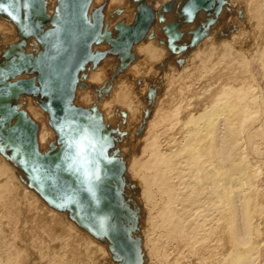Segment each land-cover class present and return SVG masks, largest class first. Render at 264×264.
Here are the masks:
<instances>
[{
	"label": "rangeland",
	"instance_id": "obj_1",
	"mask_svg": "<svg viewBox=\"0 0 264 264\" xmlns=\"http://www.w3.org/2000/svg\"><path fill=\"white\" fill-rule=\"evenodd\" d=\"M5 1L0 0V167L4 171L6 170V173L2 171L4 174L0 177V182L3 183L5 181V184L11 183L12 186L16 182L15 186L17 185V187L14 186L13 188L14 191L15 189L17 191H15L16 198L14 197V201L16 200L15 203L17 204L15 210L18 211L6 216L4 213L6 203H1L0 205V235L3 232L0 236V247L2 248L0 249V257L2 256L0 264H72V261L67 256V252L75 254V257L78 259L76 262L83 261V264H219L216 259L208 260L205 256H202L203 253L205 254L206 248L212 245L210 242L206 244L201 243L197 246L198 248H191L183 239L181 241V238L177 239L175 237L176 239L172 238L171 241L170 239L166 241L159 240L160 229L158 230L157 226H150L149 222L157 221L153 220L162 206L160 202L164 204L165 200L163 201L158 195H155L157 200H153L154 202L157 201V204H154L153 201L150 202V205L147 204L143 191L138 187L137 182L141 178V175L149 174L145 168L149 165L147 163H149L148 160L152 157L151 155L154 150L158 151L160 155L176 154L180 151L185 145L187 131L186 117L193 116L201 109H213L220 99L218 96H215L212 98L213 101L212 99L207 100L205 94L210 90V85L216 86L218 85V81L221 84V77L223 75L226 73L233 75L235 71L237 75L234 74L233 76H240V78H237L240 81L242 80L241 83L245 82L253 86L254 94L258 98L257 100L260 101L258 103L263 113L259 118L257 117V121L252 122V127L250 128L252 132L250 130L248 132L247 130L241 134L239 143L244 150H242L243 157L245 156L252 166H254L253 168L257 169H255L256 172L253 169L255 173L253 185L256 187L253 186L252 189L258 188L256 189V193H259L258 195H262L264 198V57L262 58L264 53H261L264 51V41L262 40L264 38V29H262L264 27V12L262 14L258 13L261 12L260 9L264 11V0H91L85 16L91 25L97 22L99 26L98 32L91 45V57L78 70L71 87V96L67 102V106L65 105L66 107L62 110L57 106L59 104L58 98H54L52 95L56 90L50 84L53 70L50 62L52 58L64 50V47L57 42L54 35L58 30V22L64 21L66 5L63 4V0ZM141 16L145 17L146 20H142ZM129 17H132L130 18L131 20ZM260 32L263 36L259 34ZM233 34L237 36L234 35L233 37ZM231 35L233 37H231L232 40L237 37L236 40L232 41L234 44L233 53L229 52L232 56L230 55L229 57V54L222 52L221 54L215 53L214 55L209 50L212 45L217 47ZM250 36L254 38L255 43L257 42L256 40L260 43L257 42L255 44L252 41L250 42V40H253ZM247 37L251 39L249 38V40ZM126 38L129 40H126ZM228 38L227 40H230ZM33 41L37 44L33 43ZM34 44H36V47ZM125 44L127 45L125 46ZM235 47L237 48L234 49ZM261 47L262 51H260ZM208 50L212 55L208 53ZM237 50L242 55L238 56V54V59L233 56L238 53ZM158 52L161 53L158 54ZM258 53L262 54L259 55L261 59ZM245 54L247 56H244ZM19 59L25 62L23 63L25 65L22 64L20 68L15 69L14 66H17L19 61H21ZM165 61L171 62L170 65L172 62L174 64L170 67ZM210 61H212L211 65ZM228 61L230 64L232 62V64L230 65ZM110 62L112 63L108 64ZM6 64L9 67H5ZM10 66L13 67V70L9 69L11 68ZM104 66H107L109 69L107 67L104 69ZM166 66L170 67H168L169 70H167ZM2 67L6 68L5 71H3ZM85 67L87 68L84 70V77L81 80V70ZM235 67H237L236 70ZM131 68L133 71H131ZM229 68H232L233 72ZM6 70L9 72H6ZM96 72H99L101 75L98 74L94 79H89L92 81L89 82V73L91 75ZM237 72H241L240 75ZM170 78L171 80H169ZM219 78H221V81ZM120 84H124V91L120 90L122 89ZM117 86L119 87L117 88L118 92L114 88ZM113 90H115L116 94L119 92L125 93L124 96L128 97V101L122 95L123 93L115 95ZM126 90H128L127 96ZM80 92L84 94L81 95ZM88 93L91 94L92 98ZM132 93L136 96L134 97ZM140 94L144 95L147 100L143 99L144 97L142 98ZM78 95L81 97L79 98ZM84 95H87L88 98L90 97L89 99L93 101L91 102V104L93 103L92 105L89 104L90 102L87 103L88 98L87 96L85 98ZM119 95L124 98H118ZM112 96H114V100ZM129 97H132V99ZM78 98L80 101L82 98L87 100L82 103ZM115 98L119 99V102H115ZM169 99L172 100L170 101ZM125 101L129 103L127 104ZM106 103L109 105V109L113 108V111L106 110V108L108 109ZM123 104L125 105L122 107ZM126 104L127 107L125 108ZM103 105L107 107L105 108ZM129 105L132 106L131 109H129ZM4 107H9V109L7 108L9 113L5 110L8 114L3 113ZM10 107L13 112L10 110ZM105 110L107 114H104ZM168 110L175 112L173 113V115L175 114L173 121H165L166 123L158 121L162 118L161 112L163 116V111L166 112ZM109 112L113 114L112 117ZM9 114L10 116L7 118ZM114 116L115 119H113ZM90 118H95L94 121L96 123L94 122L95 125L92 124L93 127L90 126L91 128L86 132L83 120ZM106 118L111 120L112 126ZM17 122L21 123L18 124ZM132 123L136 125H132ZM70 124L73 127L76 125V128L71 127L72 129H69L68 125ZM109 127V130L113 133L109 131L106 134ZM20 128H25V130H28L29 136L31 135L30 139H32L26 143L27 145L22 142V138L28 139V136L17 133ZM82 129L85 134L83 138H81ZM216 129L215 142L217 143H215V146L219 152L217 153L222 157L228 156L230 147H233L231 144L232 140L227 135L223 123H219ZM64 136L66 140L63 139ZM63 141H67V144ZM82 142L84 146L80 150ZM30 143L33 147L29 146ZM148 143L149 146L147 145ZM27 146H29L28 150L25 149ZM68 151H71L74 155L80 154L83 159L85 158L87 163L75 159L77 170L72 175L69 173V175L65 176L59 174L54 166V161L56 157V159L60 160L70 157L67 154ZM29 154L31 155L29 156ZM1 161L4 162L1 163ZM100 163L105 165L110 176L109 180L103 178L97 183L93 180V177L97 164ZM72 164L73 161L71 162ZM84 164H86L85 169L89 173L88 175L78 170ZM46 166H50L53 171H51L52 176L62 186L66 187L65 192L61 193L59 197L52 194H59L60 190L57 189V186L46 183L44 177H46L47 172L41 170V168ZM144 166L146 167L144 168ZM145 170L147 171L146 173H144ZM10 172L11 175L9 174ZM38 172L42 174L39 175ZM7 173L10 179L7 177ZM76 173L81 178H85V186L77 187L74 184V174ZM5 176L7 180L12 179L15 182L8 183ZM2 178H5V180L2 181ZM135 182L136 187L132 188L128 186L129 183L134 184ZM76 189L87 193L89 197L84 201L78 197L75 198L74 191ZM237 189L235 188L234 190L239 196L240 189ZM156 190L155 187L154 194ZM17 198L20 199L19 202H17ZM27 198L28 200L30 199L29 202ZM70 198H73L74 201ZM91 200L97 205H105L99 212L102 217L104 216L103 228L101 229H98L94 224L95 218L93 220V217H90L85 212L86 205ZM235 202L234 216L240 224L242 215V205L239 203L240 198L236 197ZM156 206L159 208H156ZM258 208V211L262 208L259 211V215L264 217V207L260 206ZM19 210L22 212L20 211L19 213ZM109 216L112 219L111 223H108L107 220ZM111 233L119 235L117 236L118 238L112 237L114 243L111 241L112 238H110L113 236ZM239 233L240 235L242 234L241 227H239ZM89 238L91 241H89ZM124 239H129L136 243V254L133 251V247L129 244L122 246V250L120 249L119 243ZM92 242H95L94 245ZM153 242H157L159 254L153 251ZM262 244L264 245V241ZM95 245L97 246L94 247ZM99 247L105 252L101 249L99 252ZM90 248L93 252L91 251L88 254L86 251L90 250ZM188 249H193L192 253ZM259 249L255 253L256 257L255 255L253 257L252 262L254 264H264V246L262 248L261 245ZM1 251L4 253V256L1 254ZM160 253L163 254L161 255ZM16 255L18 256L15 260ZM107 258L110 259L108 260ZM252 262L250 264H253Z\"/></svg>",
	"mask_w": 264,
	"mask_h": 264
},
{
	"label": "bare ground",
	"instance_id": "obj_2",
	"mask_svg": "<svg viewBox=\"0 0 264 264\" xmlns=\"http://www.w3.org/2000/svg\"><path fill=\"white\" fill-rule=\"evenodd\" d=\"M58 1V0H57ZM99 1V0H98ZM97 1V2H98ZM125 1V0H124ZM233 1V0H232ZM263 1V0H262ZM118 2V1H117ZM128 2V1H127ZM201 2V1H200ZM250 2V1H249ZM258 2V1H257ZM237 3V2H236ZM262 3V2H261ZM264 3V1H263ZM54 4V3H51ZM63 4L66 5L65 0H63ZM127 4V3H126ZM130 4V3H129ZM257 4V3H256ZM131 5V4H130ZM260 5V4H259ZM258 5V6H259ZM264 6V5H263ZM262 6V7H263ZM52 8V7H51ZM258 8V7H257ZM113 10V8H112ZM111 10V11H112ZM263 10V9H262ZM260 9L261 12L258 13H263L264 11H262ZM259 11V10H258ZM250 12V11H248ZM147 13V12H146ZM252 13V12H251ZM256 13V12H255ZM145 14V13H144ZM148 14V13H147ZM248 14V13H247ZM254 14V13H253ZM260 14V15H261ZM264 14V13H263ZM123 15V14H122ZM125 15V14H124ZM245 15V13H244ZM130 16V15H129ZM146 16V15H145ZM142 17V16H141ZM246 17V16H245ZM258 17V16H257ZM260 17V16H259ZM262 17V15H261ZM260 17V19H261ZM132 17H129V19ZM230 18V17H229ZM228 18V19H229ZM249 18V17H248ZM141 19V18H140ZM225 19V18H223ZM246 19V18H245ZM263 19V18H262ZM131 20V19H130ZM142 20H146L145 17H142ZM128 21V20H127ZM226 21V20H225ZM264 21V20H263ZM64 22V21H63ZM61 22V23H63ZM143 22V21H142ZM230 22V21H229ZM245 22V21H244ZM253 22V21H252ZM257 22V21H256ZM224 23V22H223ZM249 23V22H248ZM263 23V22H262ZM261 23V25H262ZM227 24V23H226ZM239 24V23H238ZM255 24V22H254ZM253 24V25H254ZM9 25V24H8ZM7 25V26H8ZM249 25V24H248ZM247 25V26H248ZM246 26V25H245ZM251 26V25H250ZM249 26V27H250ZM264 26V25H263ZM6 27V26H5ZM260 27V26H259ZM11 28V27H10ZM9 28V29H10ZM253 28V27H252ZM8 29V28H7ZM254 29V28H253ZM262 29H264V27H262ZM261 29V30H262ZM219 30V29H218ZM259 30V29H258ZM260 30V31H261ZM136 31V30H135ZM157 31V30H156ZM264 31V30H263ZM90 30H86L85 33H89ZM222 32V31H221ZM259 32V31H258ZM262 32V31H261ZM259 33L260 35L262 33ZM157 33V32H155ZM239 33V32H238ZM235 33V34H238ZM123 34V33H121ZM158 34V33H157ZM160 34V33H159ZM233 34V37L234 35ZM241 34V33H240ZM238 34V35H240ZM249 34V33H248ZM256 34V33H254ZM264 34V32H263ZM262 34V36H263ZM132 35V34H131ZM253 35V34H252ZM257 35V36H260ZM237 36V35H235ZM254 36V35H253ZM232 35L229 36L227 40L222 44H219L217 47H215V45H212L209 50L211 52L214 53H227L229 54L230 57V53L233 50L234 44L232 41L236 40H232L231 39ZM232 37V38H233ZM252 37V36H250ZM250 37H247L248 39ZM255 37V36H254ZM261 37V36H260ZM99 38V37H98ZM161 38V37H160ZM165 38V36H164ZM253 38V37H252ZM128 38H126L127 40ZM221 39V38H220ZM246 39V38H245ZM251 39V38H250ZM249 39V40H250ZM260 39V38H259ZM99 40V39H98ZM129 40V39H128ZM210 40V39H209ZM256 40V39H255ZM264 41V38L262 39ZM220 41V40H219ZM218 41V42H219ZM247 41V40H246ZM254 42V38L253 40H250V42ZM257 42H259L258 40H256ZM32 42V41H31ZM209 42V41H208ZM213 42V41H212ZM239 42V41H238ZM256 42V43H257ZM30 43V41H29ZM33 43H36L33 41ZM112 43V42H111ZM126 43V42H125ZM253 43V44H254ZM255 43V44H256ZM260 43V42H259ZM37 44V43H36ZM36 44H34V46L36 47ZM128 44V43H127ZM125 44V46L127 45ZM211 44V41H210ZM216 44V43H215ZM209 45V44H208ZM264 45V43H263ZM148 46V45H147ZM210 46V45H209ZM255 46V45H254ZM259 46V45H257ZM262 46V45H261ZM118 47V46H117ZM152 47V46H151ZM150 47V48H151ZM260 47V46H259ZM257 47V48H259ZM2 48V47H1ZM32 48V47H31ZM145 48V47H144ZM147 48V47H146ZM157 48V47H156ZM237 47H235L234 49H236ZM256 48V47H255ZM30 49V48H29ZM33 49V48H32ZM37 49V48H36ZM40 49V48H39ZM206 49V48H205ZM8 50V48H7ZM6 50V51H7ZM146 50V49H145ZM144 50V51H145ZM149 50V49H148ZM163 50V49H162ZM208 50V53L210 52ZM259 50V49H258ZM256 50V51H258ZM263 50H264V46H263ZM152 53L153 50L151 49ZM159 51V50H158ZM165 51V50H164ZM234 51V50H233ZM238 51V50H237ZM236 51V52H237ZM245 51V50H244ZM262 51V47L261 50ZM259 51V52H260ZM142 52V51H141ZM230 52V53H229ZM240 51H238L237 54L233 55L234 57L238 56H242L240 53ZM156 53V52H154ZM161 52H158V54ZM163 53V52H162ZM233 53V52H232ZM243 53V52H242ZM261 53H264L261 52ZM5 54V53H3ZM148 54V53H147ZM151 54V53H150ZM211 54V53H209ZM219 54V56H221ZM141 55V54H140ZM149 55V54H148ZM161 55V54H160ZM206 55V54H205ZM204 55V56H205ZM212 55V54H211ZM218 55V54H216ZM256 55V54H255ZM262 55L258 53V56ZM15 56V55H14ZM156 56V55H155ZM158 56V55H157ZM165 56V55H163ZM208 56V55H207ZM224 56V55H222ZM232 56V55H231ZM244 56H247L246 54ZM212 57V56H211ZM210 57V59H211ZM264 56L262 55V58ZM1 58V57H0ZM153 58V57H152ZM161 58H163L161 56ZM174 58V57H173ZM203 58V57H202ZM201 58V59H202ZM224 58V57H223ZM239 57H237L238 59ZM241 58V57H240ZM244 58V57H243ZM260 58V56H259ZM245 59V58H244ZM261 59V58H260ZM1 60V59H0ZM21 60V59H19ZM153 60V59H152ZM158 60V59H157ZM169 60V59H168ZM224 60V59H222ZM234 60V59H233ZM236 60V58H235ZM246 60V59H245ZM264 60V59H263ZM26 61V60H25ZM151 61V59H150ZM173 61V60H172ZM231 61V60H230ZM239 61V60H238ZM241 61V60H240ZM242 61H244L242 59ZM18 62V61H17ZM21 62V63H20ZM167 61H165L166 63ZM204 62V61H203ZM208 62V61H207ZM212 61H210V65ZM220 62V61H218ZM229 62V61H228ZM261 62V61H260ZM11 63V62H10ZM25 63L22 60L19 61L17 66H14L15 69H18L22 66V64ZM112 62L108 63L111 64ZM146 63V62H145ZM144 63V64H145ZM151 63V62H150ZM171 62H167V65H170ZM177 63V62H176ZM227 63V62H226ZM243 63V62H241ZM240 63V64H241ZM246 63V62H245ZM3 64V63H2ZM27 64V63H26ZM142 64V65H144ZM149 64V63H148ZM172 64H174L172 62ZM172 64L170 65V67H172ZM205 64V63H204ZM230 64V62H229ZM228 64V65H229ZM232 64V62H231ZM230 64V65H231ZM234 64L237 65V63L234 62ZM233 64V65H234ZM239 64V62H238ZM244 64V63H243ZM264 64V61H263ZM262 64V65H263ZM7 65V64H6ZM5 67H9L8 65ZM10 65V64H9ZM25 65V64H23ZM113 65V64H112ZM159 65V64H157ZM227 65V66H228ZM229 65V66H230ZM232 65V66H233ZM247 65V63H246ZM139 66V65H138ZM137 66V68H138ZM187 66V65H186ZM215 66V65H213ZM224 66V65H223ZM226 66V65H225ZM235 66V65H234ZM245 66V65H244ZM5 67H2L5 71ZM11 67V66H10ZM82 67V66H81ZM80 67V68H81ZM88 67V66H87ZM85 67L84 69L81 70V80L83 79V73L84 70L87 68ZM105 67V66H104ZM107 67V66H106ZM106 67L104 69H106ZM113 67V66H112ZM135 67V66H134ZM165 67V66H164ZM167 70L169 66H166ZM169 67V68H170ZM174 67V66H173ZM208 67V66H207ZM206 67V68H207ZM220 67V66H219ZM111 68V67H110ZM133 68V67H132ZM131 68V69H132ZM185 68V67H184ZM187 68V67H186ZM209 68V67H208ZM207 68V69H208ZM222 68V67H221ZM228 68V67H227ZM226 68V69H227ZM234 68V67H233ZM237 67H235L236 70ZM13 70V67L9 68ZM8 69V70H9ZM14 69V70H15ZM107 69H109L107 67ZM136 69V68H135ZM142 69V68H141ZM144 69V68H143ZM150 69V68H149ZM153 69V68H152ZM204 69V68H203ZM232 69V68H231ZM230 68L229 70L232 71ZM2 70V69H1ZM8 70H6V72H9ZM10 70V71H12ZM147 70V69H146ZM166 70V69H165ZM166 70V71H167ZM187 70V69H186ZM215 70V69H214ZM222 70V69H221ZM244 70V69H243ZM103 71V70H102ZM133 71V69L131 70ZM135 71V70H134ZM141 71V70H140ZM144 71V70H143ZM162 71V70H161ZM175 71V70H173ZM223 71V70H222ZM225 71V70H224ZM248 71V69H247ZM172 72V71H170ZM176 72V71H175ZM209 72V70H208ZM212 72V69H211ZM221 72V71H219ZM228 72V70H227ZM233 72V71H232ZM239 72V71H238ZM237 72V73H238ZM264 72V70H263ZM103 73V72H102ZM168 73V72H167ZM241 73V72H240ZM240 73H238L240 75ZM247 73V72H246ZM99 72L96 73H92L90 75L89 73V77H88V81L90 82L91 78H95L97 77L96 75H98ZM143 74V72H142ZM148 74V71H147ZM158 74V73H157ZM198 74V73H197ZM209 74V73H208ZM222 74V73H219ZM235 74V71L233 73V75ZM101 75V74H99ZM104 75V74H103ZM164 75V74H163ZM193 75V74H192ZM206 75V74H205ZM232 74H225L223 75L222 78V82L221 84H219L218 81V85H210V90L207 91V93L205 94V96L208 99H212L215 96H218L219 99H217L218 103H216L217 105H213L215 106L213 109L210 108V110H205V109H201L200 107V111H197L196 114H194L193 116H187V131H186V139H185V145L180 149V151H178L176 154H170V155H160L158 153V151L156 150H152L153 154L151 155L152 157H150V159L148 160L149 163H147V167L144 166V168L146 170H148L149 174L147 175H141L139 173V176L141 177L138 180V187L142 189L143 191V196L144 198L147 200V204L150 205V202L153 201L157 198H155V195H158L160 197V199H163L164 204L160 202V204L162 205L160 207V209L158 210V213L156 215V218L153 220H157L156 222H149L150 226H157L156 228H158V230L160 229V235L158 236L159 240H172V238L174 239L175 237L178 239L181 238V241L183 239L184 242L187 243V245L191 246V248H196L198 245H200L201 243H207L210 242L212 245H209L208 248H206L205 254L203 253L202 256H205L208 260L209 259H216L219 264H250L253 261V257L255 255L256 257V252L259 249V247L262 245L263 248V244L262 242L264 241V217H261L259 214V211L262 209H260L258 211V207L262 206L264 207V198L262 197V195H258L256 193V189L258 188H254V190L252 189L253 186V181H254V172H253V167L252 164L250 163V161H248L245 156L243 157V149L242 146H240L241 144L239 143V138L241 136L242 133H245L247 130L249 132L250 128L252 127V122L257 121V119L260 117L262 113L261 107L259 105L256 97V95L254 94V89L252 88L253 86H251L250 84L248 85L247 83H241L240 81V76H231ZM237 75V74H235ZM244 75V74H243ZM58 71L56 66L53 65V70H52V75H51V81L50 84L53 86V88L56 90V92L59 91V80H58ZM105 76V75H104ZM149 76V74H148ZM159 76V75H158ZM207 76V75H206ZM246 76V75H245ZM172 77V76H171ZM211 77V76H210ZM102 78V76H101ZM152 78V77H151ZM221 78H219V80L221 81ZM247 78V77H246ZM80 80V81H81ZM96 80V79H95ZM93 80V81H95ZM102 80V79H101ZM153 80V79H152ZM167 80V79H166ZM171 80V78L169 79ZM207 80V79H206ZM150 81V80H149ZM92 82V81H91ZM98 82V81H97ZM171 82V81H170ZM207 82V81H206ZM210 82V81H209ZM148 83V82H147ZM102 84V83H101ZM206 84V83H205ZM208 84V83H207ZM252 84V83H251ZM123 85L124 84H120V87L123 90ZM126 85V84H125ZM129 85V84H128ZM146 85V84H145ZM144 85V86H145ZM166 85V84H165ZM190 86V85H189ZM208 86V85H207ZM126 88V86H124ZM133 87V86H132ZM135 87V86H134ZM12 88V87H11ZM116 90L117 87H114ZM185 88V87H184ZM15 89V88H14ZM128 89V88H127ZM187 89V88H186ZM137 90V89H136ZM115 90H113V93ZM119 90H117L116 92H118ZM130 91V90H129ZM173 91V90H172ZM128 92V90H126V93ZM131 92V91H130ZM139 92V91H138ZM143 92V90H142ZM146 92V91H145ZM15 93V92H14ZM17 93V92H16ZM79 93V92H78ZM121 93V92H119ZM118 93V94H119ZM123 93V92H122ZM121 93V94H122ZM137 93V92H136ZM135 93V94H136ZM147 93V92H146ZM145 93V94H146ZM177 93V92H176ZM175 93V94H176ZM179 93V92H178ZM81 94V92H80ZM84 94V93H83ZM81 94V95H83ZM86 94V93H85ZM89 94V93H88ZM115 93V95H118ZM125 93H123L122 95L124 96ZM133 94V93H132ZM139 94V93H138ZM137 94V95H138ZM143 94V93H142ZM203 94V93H202ZM217 94V95H216ZM91 94H89L90 96ZM128 95V93L126 94V96ZM134 95V94H133ZM141 95V94H140ZM139 95V96H140ZM79 96V95H78ZM85 98L87 95H84ZM82 96V97H84ZM120 96V97H119ZM118 98H124L121 97V95H119ZM136 95H134L135 97ZM146 96V95H145ZM177 96V95H176ZM81 96H79L80 98ZM91 97V96H90ZM89 97V98H90ZM113 100H114V96ZM111 97V98H112ZM138 97V96H137ZM141 97L143 98L144 95H141ZM14 98V97H13ZM23 98V97H22ZM78 98V99H79ZM88 98V96H87ZM85 99L87 100L89 104H91V99ZM92 98V97H91ZM130 98V97H129ZM139 98V97H138ZM136 98V99H138ZM146 97H144L143 99H145ZM174 98V97H173ZM176 98V97H175ZM217 98V97H216ZM83 99V100H82ZM81 101L83 103V101L85 102L84 98H82ZM116 99V98H115ZM120 99V100H121ZM125 99L127 100L128 97ZM132 99V97L130 98ZM141 99V98H140ZM113 100L112 103H113ZM119 100V99H118ZM117 99L115 100L118 101ZM147 100V99H145ZM170 101L172 99H169ZM215 100V99H214ZM80 101V99H79ZM80 101V102H81ZM110 101V102H111ZM128 101V100H127ZM138 101V100H137ZM178 101V99H177ZM210 101V100H209ZM213 101V99H212ZM115 102L113 104H115ZM119 102V101H118ZM123 102V101H122ZM126 102V101H125ZM144 102V101H143ZM175 102V101H174ZM216 102V101H215ZM4 103V101H3ZM79 103V102H77ZM87 103H85L87 105ZM109 103V102H108ZM124 103V102H123ZM127 103V102H126ZM129 103V102H128ZM127 103V104H128ZM139 103V102H138ZM146 103V102H145ZM169 103V102H168ZM93 104V103H92ZM91 104V105H92ZM107 104V103H106ZM118 104V103H117ZM116 104V105H117ZM127 104L125 106V108L127 107ZM130 104H132L130 102ZM135 104V103H134ZM137 104V103H136ZM161 104V103H160ZM171 104V103H170ZM176 104V103H175ZM108 105V104H107ZM125 104L122 105V107ZM119 106V104H118ZM147 106V104H146ZM163 106V105H162ZM167 106V105H166ZM174 106V105H173ZM212 106V107H213ZM91 107V106H90ZM102 107V106H101ZM100 107V108H101ZM103 107H107L104 106ZM121 107V105H120ZM131 105H129V109H131ZM137 107V106H136ZM135 107V108H136ZM144 107V106H143ZM169 107V106H168ZM167 107V108H168ZM175 107V106H174ZM199 107V106H198ZM9 109V107H7ZM7 108L4 107V112L3 113H7L8 110ZM32 108V106H31ZM103 108V109H105ZM140 108V107H139ZM172 108V107H171ZM38 109V108H37ZM102 109V110H103ZM113 108L109 109V105H108V109L106 108V110H112ZM128 109V110H129ZM133 109V108H132ZM177 109V108H176ZM7 110V112L5 111ZM10 110L11 107H10ZM9 110V111H10ZM35 110V109H34ZM39 110V109H38ZM104 112V114L107 112ZM118 110V109H117ZM137 110V109H136ZM171 110V109H170ZM163 111V116H162V112H161V120L158 121H162V122H171L173 121L174 115L173 110L172 111ZM2 111V110H1ZM113 111V110H112ZM115 111V110H114ZM11 112V111H10ZM13 112V110H12ZM33 112V111H32ZM41 112V111H40ZM116 112V111H115ZM132 112V111H131ZM134 112V111H133ZM138 112V110H137ZM136 112V113H137ZM159 112V111H158ZM9 113V112H8ZM7 113V114H8ZM130 113V112H129ZM13 114V113H12ZM110 114V112H109ZM139 114V113H138ZM159 114V113H156ZM113 114H110V116L112 117ZM134 115V114H133ZM140 115V114H139ZM160 115V114H159ZM10 114L7 116V118H9ZM41 116V115H40ZM69 116V114H68ZM94 116V115H93ZM108 116V115H107ZM177 116V115H176ZM39 117V116H37ZM42 117V116H41ZM96 117V116H94ZM109 117V116H108ZM110 117V119H111ZM120 117V116H119ZM142 117V116H140ZM258 117V118H257ZM135 118V116H134ZM97 119V117H96ZM107 119V118H106ZM115 119V116L114 118ZM120 119V118H119ZM133 119V118H132ZM177 119V118H176ZM262 119V118H261ZM7 120V119H5ZM63 120V119H62ZM95 118H90L88 120H83L84 125H85V131L88 132L91 127H93L92 124H94V122L96 123V121H94ZM108 121H110L111 126H112V122L111 120L107 119ZM106 120V121H107ZM117 120V117H116ZM115 121V120H114ZM130 121V120H129ZM135 121V120H134ZM139 121V120H138ZM16 122V121H15ZM66 122V121H63ZM165 122V123H166ZM18 124H20L19 122H17ZM80 123V122H79ZM109 123V125H110ZM157 123V122H156ZM186 123V122H185ZM219 123H223L225 125L226 128V132L227 135L230 137V139L232 140V145L233 147H230V153L228 154V156L222 157L220 155H218V149L216 150V144L217 142H215V138H216V128L217 125ZM153 124V123H152ZM95 125V124H94ZM115 125V124H114ZM132 125H136L133 124ZM164 125V124H162ZM173 125V124H172ZM44 126V125H43ZM79 126V125H77ZM91 126V127H90ZM153 126V125H152ZM155 126V124H154ZM69 129L72 126V124L68 125ZM76 128V125L74 126ZM73 127V128H74ZM84 127V126H83ZM135 127V126H134ZM155 128V127H154ZM152 128V129H154ZM72 129V128H71ZM110 127L108 128V131L106 134L109 133ZM68 130V129H67ZM83 130V129H82ZM252 130V129H251ZM250 130V131H251ZM257 130V129H256ZM5 131V130H4ZM28 130H25V128H20L19 131H17V133L21 134V135H26L28 136V139L26 138H22V142L23 143H28L29 141H31L29 136V133L27 132ZM77 131V130H75ZM106 131V130H105ZM112 132V131H110ZM153 132V131H152ZM252 132V131H251ZM5 133V132H4ZM9 133V132H8ZM104 133V134H105ZM113 133V132H112ZM257 133V132H256ZM3 134V133H2ZM134 134V133H133ZM154 134V133H153ZM251 134V133H250ZM152 135V133H151ZM157 135V134H156ZM17 136V135H16ZM107 136V135H106ZM155 136V135H154ZM6 137V136H5ZM4 137V138H5ZM8 137V136H7ZM85 137L84 134V130L83 133L81 131V138ZM87 137V136H86ZM109 137V136H108ZM249 137L252 138V136L249 135ZM68 138V137H67ZM106 138V137H105ZM64 140H66V137H63ZM69 139V138H68ZM151 140V139H150ZM154 140V139H153ZM157 140V139H156ZM241 140V139H240ZM70 141V140H69ZM68 141V142H69ZM79 141V140H78ZM159 141V140H158ZM65 142V144H67V141H63ZM83 142L85 143L84 139ZM82 142V145L80 146V150L83 149L84 143ZM127 142V141H126ZM124 143V142H123ZM147 143V142H146ZM156 143V142H154ZM64 144V145H65ZM121 144V143H120ZM128 144V142H127ZM184 144V143H183ZM27 145V144H26ZM29 145V144H28ZM123 145V144H122ZM126 145V144H125ZM124 145V146H125ZM149 146V143L147 144ZM157 145V144H156ZM31 146V143L29 145ZM27 146L25 149L28 150L27 148L29 147ZM261 146V145H260ZM123 147V146H122ZM121 147V148H122ZM127 147V146H126ZM130 147V146H129ZM155 148V146H154ZM150 149V148H148ZM147 149V150H148ZM31 150H33V148H31ZM122 150V149H121ZM124 150V149H123ZM243 150V151H242ZM85 151V150H84ZM129 151V150H128ZM262 151V150H261ZM151 152V151H150ZM218 152V153H217ZM31 153V151H30ZM83 153V152H81ZM85 153V152H84ZM130 153V152H128ZM70 157H65L63 160L60 159H56L55 158V163L54 166L56 167V169L58 170L59 174L62 175H69V173L72 175L76 170H77V163L75 162L76 160H80L81 162H86L85 158L83 159L82 156L79 155H74L71 151H68L67 153ZM66 154V156H67ZM224 154V153H223ZM31 154H29L30 156ZM136 155V154H135ZM125 156V155H124ZM150 156V155H149ZM127 157V156H126ZM30 158V157H29ZM137 158V157H136ZM149 158V157H148ZM147 158V159H148ZM135 159V158H134ZM30 160V159H29ZM137 160V159H136ZM73 161V164L71 165V162ZM4 161H1V163H3ZM27 162H29L27 160ZM138 162V161H137ZM87 163V162H86ZM135 163V161H134ZM5 164V163H4ZM140 164V163H139ZM138 164V166H139ZM86 164H84L81 168L79 167L78 170L82 171L85 175H88L89 173L86 172L87 170L85 169ZM135 165V164H134ZM145 165V163H144ZM255 165V164H254ZM1 166V165H0ZM136 168V167H135ZM7 169V168H6ZM140 169V168H139ZM256 169V168H255ZM254 169V171H255ZM41 170H45L47 172L46 177H44L46 180V183L48 185H54L57 186V189L60 190V192L57 193H52L53 195L59 197L61 195V193H64L66 190L65 186H62L59 181L57 179H55L52 176V169L50 168V166H46L41 168ZM138 170V169H137ZM142 170V169H141ZM145 170L144 173H146L147 171ZM257 170V169H256ZM5 172L1 167H0V177L3 176V172ZM11 171V170H10ZM52 171V172H51ZM144 171V170H143ZM8 172V171H7ZM44 172V171H42ZM256 172V171H255ZM6 173V172H5ZM135 173V172H134ZM143 173V174H144ZM11 175V172L9 173ZM38 174H42L40 172H38ZM37 174V175H38ZM6 175V174H5ZM8 175V173H7ZM6 175V176H7ZM36 175V177H38ZM44 175V173H43ZM70 175V176H71ZM74 179L75 182L74 184L77 187H81V186H85L86 185V180L85 178H81L80 176H78V174H74ZM5 176V178H6ZM109 173L107 172V169L105 167V165H103L102 163L97 164V169L94 171V177L93 180L96 181L97 183L101 181V179H108L109 178ZM137 176V175H136ZM9 179V175L7 176ZM40 177V176H39ZM260 177V176H259ZM5 178H2V181L5 180ZM15 178V177H13ZM38 180V178H36ZM40 179V178H39ZM42 179V178H41ZM7 180V178H6ZM109 180V179H108ZM1 181V180H0ZM8 183L10 182H15V180L12 181L11 180H7ZM40 181V180H39ZM137 181V180H136ZM42 182V181H40ZM7 183V182H6ZM128 183V182H126ZM16 184V182H15ZM15 184L12 186L11 183L10 184H5V181H3V183L0 182V205L1 203H6L4 209H5V214L6 216L8 214L11 215V213H14L15 210V206H17V204L14 201V197L16 195L15 191H14V186ZM132 184V183H131ZM130 183L128 184L129 187H136V182L134 184L131 185ZM127 185V184H126ZM17 187V185L15 186ZM153 187V188H152ZM156 187V192L154 194V188ZM256 187V186H255ZM131 188V189H132ZM235 188H238L237 190L240 189V194L238 196V193L235 192ZM22 189V188H21ZM19 189V190H21ZM130 189V188H129ZM138 189V188H136ZM153 189V190H152ZM18 190V189H17ZM68 190V189H67ZM135 190V189H132ZM139 190V189H138ZM262 190V189H261ZM258 191V190H257ZM17 192V191H16ZM23 192V191H22ZM75 192V198H79L80 200H85L88 196L87 193H83L80 192L76 189ZM135 193V192H134ZM22 194V193H21ZM23 195V194H22ZM29 195V194H28ZM24 197V196H23ZM157 197V196H156ZM236 197L240 198V205H242V215H241V223L239 224V221L235 218L234 213H235V201H236ZM16 198V197H15ZM18 199V198H17ZM73 200V198H70ZM154 199V200H153ZM159 199V198H158ZM20 199H18L17 202H19ZM23 200V199H22ZM26 200V199H25ZM28 200V198H27ZM30 200V199H29ZM28 200V202H29ZM32 200V198H31ZM70 200V201H72ZM69 201V202H70ZM74 201V200H73ZM160 201V200H159ZM162 201V200H161ZM23 202V201H21ZM20 202V204H21ZM26 202V201H25ZM76 202V200H75ZM88 205H86L85 208V212L90 215V217H93L94 220V224L96 225V227L98 229L103 228V217L101 216V214H99V212L102 210V208L105 206L104 204L102 205H97L96 203H94L92 200L88 201ZM146 202V201H145ZM152 202V203H153ZM71 203V202H70ZM73 203V202H72ZM159 203V202H158ZM16 204V205H15ZM154 204H157V201L154 202ZM39 205V204H38ZM33 206V205H31ZM25 207V206H24ZM23 207V208H24ZM152 207V206H151ZM154 207V206H153ZM158 206H156L157 208ZM20 208V207H19ZM159 208V207H158ZM241 208V207H240ZM17 209V208H16ZM153 209V208H152ZM155 209V208H154ZM18 211V210H17ZM16 211V212H17ZM21 210H19L20 213ZM23 211V209H22ZM21 211V212H22ZM38 211V210H37ZM109 212V211H108ZM239 212V211H238ZM262 213V212H261ZM18 214V213H17ZM263 214V213H262ZM9 215V216H10ZM24 216V215H23ZM26 216V215H25ZM11 217V216H10ZM17 217V216H16ZM20 218V216H19ZM22 218V217H21ZM25 218V217H24ZM106 218V215H105ZM29 219V218H28ZM26 220V219H25ZM39 220V219H38ZM108 223H111V217L109 216ZM152 220V219H151ZM150 220V221H151ZM13 221V220H12ZM20 222V220H19ZM15 223V222H14ZM157 224V225H155ZM11 225V224H10ZM36 226V225H35ZM0 227H1V221H0ZM59 227V226H58ZM70 227V226H69ZM75 227V226H74ZM239 227L242 228V234L240 235L239 233ZM33 228V227H32ZM46 228V227H45ZM61 228V226H60ZM62 229V228H61ZM72 229V227H71ZM154 229V228H152ZM4 230V229H3ZM17 230V229H16ZM19 230V229H18ZM67 230V229H66ZM65 230V231H66ZM79 230V229H78ZM77 230V231H78ZM155 230V229H154ZM2 231V230H1ZM33 231V229H32ZM47 231V230H46ZM60 231V229H59ZM153 231V230H152ZM10 232V231H9ZM3 232H1L2 235ZM59 233V232H58ZM61 233V232H60ZM73 233V232H72ZM75 233V232H74ZM81 234V232H79ZM83 233V232H82ZM0 235V236H1ZM71 235V234H70ZM73 235V234H72ZM76 235V234H75ZM82 235V234H81ZM80 235V236H81ZM84 235V234H83ZM110 238H118L117 236H119L117 233H111ZM124 235V234H122ZM23 236V235H22ZM57 236V235H56ZM64 236V235H63ZM110 236V235H109ZM49 237V236H48ZM6 238V237H5ZM81 238H83L81 236ZM88 238V237H87ZM111 239L114 240V239ZM175 238V239H176ZM10 239V238H9ZM79 239V238H78ZM157 239V240H158ZM26 240V239H25ZM156 240V241H157ZM71 241V240H70ZM78 241V240H77ZM82 241V239H81ZM89 241L90 238H89ZM155 241V240H154ZM180 241V242H181ZM96 242V241H95ZM95 242H92V244L94 245ZM113 242V241H112ZM2 240H1V244H2ZM21 243V242H20ZM90 243V242H89ZM114 243V242H113ZM157 243V242H156ZM156 243L153 242L154 246V252L156 254H159V246L156 245ZM186 243H184L186 245ZM29 244V243H28ZM80 244V243H79ZM91 244V245H92ZM129 244L133 247V251L136 254L137 252V245L135 242L129 240V239H124L123 241H121L119 243V247L122 250V246ZM182 244V243H181ZM209 244V243H208ZM34 245V244H33ZM77 245V244H76ZM83 245V244H82ZM89 245V244H88ZM87 245V247H88ZM150 245V244H149ZM75 246V245H74ZM97 245H95L94 247H96ZM99 246V245H98ZM92 248V246H91ZM88 250L86 252H88V254L91 253V251L93 252V250ZM103 248V247H102ZM152 248V249H153ZM189 248V247H188ZM198 248V247H197ZM0 249H2L0 247ZM9 249V248H8ZM18 249V248H17ZM65 249V248H64ZM67 249V248H66ZM93 249V248H92ZM101 247H99V252H100ZM162 249V248H161ZM78 250V249H77ZM82 250V249H81ZM79 250V251H81ZM96 250V248H95ZM102 251H104L103 249H101ZM191 253L193 251V249H188ZM197 250V249H196ZM260 250V249H259ZM71 251V249H70ZM98 251V250H97ZM96 251V252H97ZM161 251V250H160ZM187 251V250H186ZM199 252V250H197ZM5 252V251H4ZM105 252V251H104ZM152 252V251H151ZM162 252V251H161ZM196 252V251H195ZM197 252V253H198ZM15 253V252H14ZM95 253V252H94ZM103 253V252H101ZM153 253V254H155ZM166 253V252H165ZM183 253V252H182ZM189 253V252H188ZM1 254L4 256V253L1 251ZM17 254V253H16ZM41 254V253H40ZM78 254V253H77ZM76 254V255H77ZM86 254V253H85ZM93 254V253H92ZM91 254V255H92ZM100 254V253H99ZM104 255H106L105 253H103ZM152 254V253H151ZM161 255L163 253H160ZM45 255V254H44ZM50 255V254H49ZM79 255V254H78ZM183 255V254H182ZM198 255V254H197ZM9 256V255H8ZM13 256V255H12ZM18 255H16V257L14 258L16 260ZM66 256V255H65ZM67 256L68 258L72 261V264H83L82 262H76L78 259L77 257H75V254H71L67 252ZM101 256V255H100ZM107 256V255H106ZM153 256V255H152ZM156 257V255H154ZM159 256V255H158ZM201 256V257H202ZM258 256V255H257ZM2 257V256H1ZM0 257V258H1ZM85 257V256H84ZM88 257V256H86ZM91 257V256H90ZM95 257V256H94ZM103 257V256H102ZM105 257V256H104ZM110 257V256H109ZM161 257V256H160ZM159 257V258H160ZM204 257V258H205ZM66 258V257H65ZM80 258V257H79ZM93 258V257H92ZM100 258V257H98ZM3 259V258H2ZM11 259V258H9ZM20 259V258H19ZM64 259V258H63ZM67 259V258H66ZM81 259V258H80ZM85 259V258H84ZM101 259V258H100ZM108 260L110 258H107ZM106 259V260H107ZM165 259V257H164ZM255 259V258H254ZM83 260V259H82ZM90 260V259H89ZM105 260V258H104ZM201 260V259H200ZM92 261V259H91ZM102 261V260H101ZM212 261V260H211ZM256 261V259H255ZM180 262V261H179ZM17 263V262H16ZM71 263V262H69ZM175 263V262H174ZM202 263V262H201ZM216 263V262H215ZM253 263V262H252ZM86 264V263H85ZM195 264V263H194ZM218 264V263H217ZM254 264V263H253Z\"/></svg>",
	"mask_w": 264,
	"mask_h": 264
},
{
	"label": "water",
	"instance_id": "obj_3",
	"mask_svg": "<svg viewBox=\"0 0 264 264\" xmlns=\"http://www.w3.org/2000/svg\"><path fill=\"white\" fill-rule=\"evenodd\" d=\"M90 1L65 0L64 22H58V30L54 35L57 42L64 47L50 62V66H56L58 71L59 91L52 95L58 98L57 106L61 110L67 106L78 70L91 57V45L98 32L97 22L91 25L85 16ZM87 29L90 30L89 33H85Z\"/></svg>",
	"mask_w": 264,
	"mask_h": 264
}]
</instances>
